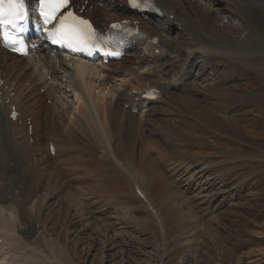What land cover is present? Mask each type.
Segmentation results:
<instances>
[{"label":"rangeland","instance_id":"obj_1","mask_svg":"<svg viewBox=\"0 0 264 264\" xmlns=\"http://www.w3.org/2000/svg\"><path fill=\"white\" fill-rule=\"evenodd\" d=\"M252 1L243 4L254 19L246 33L240 26H232L236 21L247 24L236 11L230 7V13L222 12L215 0H161L186 26L199 32L201 23L207 34L217 36L224 43L214 45L218 55L213 60L196 55L185 86L166 96L162 103L154 104L145 118L136 114H120L118 120L109 116L101 118L108 125L106 132L112 135L109 139L116 163L110 153H105L108 151L99 142L98 134L82 120L71 118L76 107L69 93V99L65 100L67 111L59 123L67 129L74 122L76 127L70 132L64 128L61 131L57 118H51L53 107L46 88L37 86V97H29L19 107L16 104L27 115L28 127L34 125L35 129L37 122L42 147L52 141L48 140L51 137L55 145L67 148L69 155L67 164L60 167L64 172L57 191H48L43 186L38 192L43 208L41 216L36 218L44 224L48 245L33 247L43 254L36 264H49V258L53 257L58 264H264V110H257L259 104L264 106V7L253 6ZM96 7L106 15L111 13L107 8L103 10L104 4L97 3ZM158 22L157 18L153 19V23L159 25ZM186 34L177 29L169 34L177 42L174 52L181 53L178 65H173L175 73L182 71L183 63H189L184 58L186 50L202 39ZM230 44L244 52L222 65L216 58L230 54V50L219 47ZM138 58L146 60L140 54ZM138 60H132L131 65L128 62L126 67L132 66L141 74L146 69L140 68L153 65L156 59L144 64L140 60V66ZM172 61L174 56H167L156 67L164 70ZM19 63L24 65L25 61ZM8 64L16 63L11 59L4 61V65ZM1 71L10 87L14 86L12 90L22 83L21 91L29 90L19 70L1 68ZM20 94L26 98L25 93ZM111 97L112 93L106 100ZM260 99L263 100L259 103ZM225 117L228 123L223 122ZM137 118L143 119L142 125H137ZM151 141L154 148L148 150ZM89 157L95 158L94 161H89ZM143 161L155 165L162 174L156 179L161 189L157 190L160 194L154 196L158 199L154 202L158 204L155 208L163 231L148 208L136 203L130 194L132 182L127 172L137 174ZM120 164L128 170L119 168ZM170 165L177 168L178 176L172 175ZM200 168H205L200 179L190 183L191 189L187 191L188 177ZM23 175L28 177L24 172ZM51 175L48 174L49 178ZM171 183L179 194L167 199L174 190ZM166 185H170L169 189ZM68 191L76 195L72 196L71 208ZM159 197L163 199L160 201ZM177 197L180 199L174 201ZM25 259V264H34L35 259Z\"/></svg>","mask_w":264,"mask_h":264},{"label":"bare ground","instance_id":"obj_2","mask_svg":"<svg viewBox=\"0 0 264 264\" xmlns=\"http://www.w3.org/2000/svg\"><path fill=\"white\" fill-rule=\"evenodd\" d=\"M71 1L72 8H74L86 19L92 21V23L97 28L103 29L106 28L109 24L120 22L123 20H130L133 24H139L140 28L144 31L149 40L156 38L158 39V43L157 45H147L144 49H142V52H140L139 49H135L132 52L127 53L125 57H123L119 62L108 63L106 65L87 64L78 60L68 59L65 57L63 58L59 55L51 58L42 46H39L27 58H18L14 55L8 54L6 51L0 48V98L3 103L0 109V238L2 239L0 258H3L4 263L8 264H25V260H27L25 258L35 259V261L33 262L34 264H36V259L38 260V258L43 256L42 253H38L34 249L37 246L40 247L41 244H47L45 242L47 231L44 228V224L40 223V219L36 218L41 216V210L43 208V203L38 197V192L39 189L42 190L43 186H45V189L48 191H57V186L60 183L58 180L63 177L64 172V169H62L61 172V168H63L69 161V155L66 151L67 148H61L58 144L55 145L52 142V145L54 146L56 151L55 156L52 157L48 150V144L42 147V137L39 134L40 127L36 124L37 122H35V129L34 125L32 127V135L29 136L27 131L28 126L26 125L27 115L22 114L18 108L15 109L18 112L17 122L14 123L10 121L8 117L11 112V107L16 106V104L17 106H20V104L25 102L29 97H37V86H41V88L44 89L46 88L45 92L47 94V99L51 100L53 107L51 118H57L58 126L61 131H63L64 128V130L70 132V129H72L73 127L75 128L76 124L74 122H70V126L73 125L72 128L68 126L69 128L66 129V127H63L62 124L59 123V121L62 120L63 114L67 111L66 98L69 99L68 97H70V95L73 96V98L75 99L76 108L74 112L70 114L72 115L71 118L82 120L84 124L87 125L86 127L91 128V130L95 134H98L97 137L98 139H100L99 142L104 146V149L108 151L105 153H110V158L112 157V161L116 163L117 160L114 159V148L112 146V141L110 140L112 139V135H109V132H106V126L108 125L104 120L103 123L102 119L109 116L114 120H118L120 114H132L131 109L137 108L139 105V103L135 102L136 98L143 91L148 90V85H150L151 88L159 89L163 96L161 101L152 103L148 105V107H144L145 104L142 105V108L138 110V113L136 115H138L140 118H145L154 104L162 103L166 96L174 94V92L181 90L185 86L186 82L191 77V62L195 59L196 55L201 54V57L205 59L208 58L209 61L213 60V58L217 57L218 55L217 53H215L216 49H214V45L224 43L223 40H218L217 36H214L213 34H207V32L204 31L201 23L199 25V32H196L195 29H192V27L190 26H186L187 24L181 21L173 11L167 9L165 4H162L161 0H155L158 6L163 11V15L157 18L160 27L159 25L153 23L152 18L148 20H142L137 15L129 13L125 8L124 3L121 4L112 0H103L102 2L105 6L103 7V10L107 8L106 10L111 11V13L106 15L104 12H102V9H99L101 11L100 12L96 7L99 0ZM215 2L217 3V8L221 9L222 12L230 13L231 7L236 11L240 18H242V20L247 23V26H244L239 21H236L232 25L240 26L242 32L247 33L249 28L248 26L254 24V19L250 16V12L243 7V4L246 2V0H215ZM85 3H87V6L86 9L83 10ZM252 4L253 6L257 5L258 7H264V0H253ZM175 29H177L178 31L186 32L187 37H191L195 34L197 35V37L199 36L202 38L201 42H193V46L186 50V57L184 58L185 61L188 60L189 63H183L185 67L178 73H175V71L173 70V65H178L181 53L174 52L177 42H174V39L172 40L169 35L170 32L175 31ZM231 45L232 44L226 47H219L230 50V54L228 53L224 57L216 58V60L221 62L222 65L230 62L229 58L231 59L234 56H239L238 54L242 55L244 52L242 50L235 49V47ZM156 51H158V54H155ZM232 53L233 55H231ZM138 54L143 57L146 55V60H141V58H138ZM167 56H174L175 58L174 61L169 63V68H164L163 70V68L156 67L159 66L156 65V63L165 61ZM9 59L15 60L16 64L24 60L25 64L23 65L19 63L18 65H4V61L7 62ZM134 59H139L137 61L138 65L136 64L137 66H140V60L142 64L145 63L144 61L153 62L151 61L152 59L156 60L154 61V63H152L153 65L151 66L142 68L138 67V69L140 68V70L146 69L140 74L138 73L139 70H136L134 67L129 65L128 67H126L128 62V64L130 65L134 64L132 62V60ZM210 65L211 64H209L207 67L210 68ZM230 66H232L231 63ZM233 66H235V64ZM1 68L11 71L19 70L18 73H22L21 79L22 81L26 82L29 90L24 92L21 91L20 87H22L23 83L22 85L20 84L19 88L15 89V91L12 90L14 86L10 87L11 84H8L9 82L7 80L6 74L1 71ZM241 69L242 71H246L243 68ZM3 76L5 77V79H3ZM116 78H120V82H112ZM45 81L49 83H45ZM110 81L112 82L110 83L112 87L108 85ZM117 85H119L120 87L114 89V87ZM30 86H32L31 89H33L34 91H30ZM30 92H32L31 96H29ZM12 93H14V97L11 98ZM20 93H25L26 98L23 94L21 95ZM111 93L112 97L109 98V100H106V97ZM38 98L41 100V97ZM262 100L263 99H260L259 103ZM7 101L9 103L8 106L5 105ZM119 101L121 102V106L118 103ZM125 107H128V109H125ZM209 108L211 109V107ZM257 110H264V106L259 104V108ZM227 113L228 111H223V114ZM227 119L228 117H225L223 119V122L228 123L227 121H225ZM136 120L137 125H142L143 119L141 120L137 118ZM19 122H22V126H19ZM23 123L25 124V128L23 127ZM105 133H107L108 137L107 135H105ZM33 135L35 137V140ZM49 135L52 136V134ZM72 135H74V133ZM54 138H56V140L58 139V137ZM48 139L53 141V138L51 137H48ZM153 148L154 145L151 141L147 149L151 150ZM60 157L63 159H59ZM56 159L59 160L54 161ZM94 159L95 158L92 159L91 157H89V161H94ZM83 160L85 161V159ZM56 163H58V167H55ZM118 167L121 168L122 165L120 164V166ZM122 168L126 169L125 171L128 170L127 168H125V166H123ZM71 170L73 169L71 168ZM169 170L172 175L178 176V170L175 166L170 165ZM203 170H205V168H200V170L195 171L197 173L194 172L188 177L189 184L187 187V191L191 189L190 183H193L194 181L200 179ZM23 172L27 174L28 177L24 176ZM31 172L33 174L37 173L38 175L34 177ZM49 173H52L51 178H49L48 176ZM128 174L131 176L130 181L132 183L129 182L127 186H129L131 183L130 194L135 199L134 201L152 211V216L156 224L160 227L161 231H163L161 226L162 224L160 223V219L156 211V205L158 206V204L154 202L158 200L154 198V196L160 194L157 192V190L161 189L160 185L156 183V179L161 177L162 174L159 172L158 168H156L155 165H153L152 163H146L144 161L140 163L137 174H134L131 171H128L127 175ZM121 179L123 178L121 177ZM166 180H168V178ZM134 181H137L136 186L138 191L142 195V199L137 196L133 189ZM44 182H47V184L44 185ZM142 187H144L146 191H144ZM169 187L170 185H166V188L169 189ZM236 187L238 188L239 185L237 184ZM172 189L174 190L173 192H169L170 196H168L167 199H169L172 195L176 197L175 193L179 194L174 186L172 187ZM67 194L68 198H70V200H68V205L70 207H68L71 208L72 202L74 201L72 200V196L75 197L76 195H73L72 192L70 193V191H68ZM79 195L80 194L77 195L78 199ZM181 196L183 195L180 194V197ZM77 198L75 201H78ZM184 198L185 197H183V199ZM162 199L163 198L159 197L160 201ZM174 199V201H177L176 199L180 198L177 197ZM171 204L173 205V203ZM82 206L83 205H81V207ZM73 207H75L74 204ZM40 225L41 229H39ZM43 248L45 247L43 246ZM46 251H48V249ZM57 261L58 260L55 257L49 258L48 260L49 264H58L59 261Z\"/></svg>","mask_w":264,"mask_h":264},{"label":"snow or ice","instance_id":"obj_3","mask_svg":"<svg viewBox=\"0 0 264 264\" xmlns=\"http://www.w3.org/2000/svg\"><path fill=\"white\" fill-rule=\"evenodd\" d=\"M134 7L140 4L136 0H131ZM41 16L44 23L53 24L54 28L48 32V36L55 43H65L74 50H85L91 52L96 50L97 42L101 38L92 28L89 21L76 16L73 12H61L69 3V0H40ZM147 4L148 0H144ZM26 18L25 0H0V25L10 27L14 33L23 31L22 22ZM113 28L119 27L112 25ZM6 35V39H11L13 43L23 45L22 39H13ZM15 115V114H14Z\"/></svg>","mask_w":264,"mask_h":264}]
</instances>
